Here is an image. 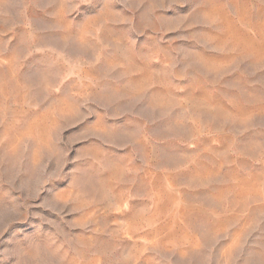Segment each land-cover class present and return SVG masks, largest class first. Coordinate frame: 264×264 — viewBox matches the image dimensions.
Masks as SVG:
<instances>
[{
  "label": "rangeland",
  "instance_id": "rangeland-1",
  "mask_svg": "<svg viewBox=\"0 0 264 264\" xmlns=\"http://www.w3.org/2000/svg\"><path fill=\"white\" fill-rule=\"evenodd\" d=\"M0 264H264V0H0Z\"/></svg>",
  "mask_w": 264,
  "mask_h": 264
}]
</instances>
